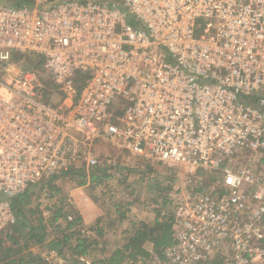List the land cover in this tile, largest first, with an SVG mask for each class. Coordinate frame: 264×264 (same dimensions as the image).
<instances>
[{"label":"built area","instance_id":"built-area-1","mask_svg":"<svg viewBox=\"0 0 264 264\" xmlns=\"http://www.w3.org/2000/svg\"><path fill=\"white\" fill-rule=\"evenodd\" d=\"M104 143L220 178L148 264H264V0H0V234Z\"/></svg>","mask_w":264,"mask_h":264},{"label":"rangeland","instance_id":"rangeland-1","mask_svg":"<svg viewBox=\"0 0 264 264\" xmlns=\"http://www.w3.org/2000/svg\"><path fill=\"white\" fill-rule=\"evenodd\" d=\"M35 63L29 58L24 64L34 66ZM99 149L101 164H106L111 174L108 181L100 185L91 181L81 185L72 175L61 173L45 177L30 188V197L24 202L27 205L28 221L35 225L42 217L48 228L42 243L28 241L27 231L24 229L15 233L14 237L20 246L28 248L27 252L20 255L24 256V260L29 259L31 253V256H39L38 261L41 262L103 264L99 260H107L117 244L126 242L127 228L134 223L153 222L159 212L173 216L176 203L182 196L210 190L220 180L207 171H199L195 176H190L183 168L150 165L141 158L130 156L106 143ZM108 162H115L116 165H107ZM77 169L84 170L88 178L89 168L83 165ZM52 180L54 188L49 186ZM97 205L102 210V215L98 217L100 222H97ZM55 207L64 208L68 219L69 216L73 218L76 212L82 215V224L77 227V230H82L81 235L85 232L97 238L98 233L92 231L94 229L105 233L101 237V243L98 244L97 241V245L89 250L86 257L72 255L68 245H53V242L62 240L64 235L62 230L54 228L48 222L51 209ZM116 209L125 216L114 214ZM67 217L66 220L60 219L57 224H62L64 228ZM75 240L76 236L72 238V242ZM8 246L19 248V245H14L11 241L7 242L6 247ZM6 258L5 254H0V264H4L8 260Z\"/></svg>","mask_w":264,"mask_h":264},{"label":"trees","instance_id":"trees-1","mask_svg":"<svg viewBox=\"0 0 264 264\" xmlns=\"http://www.w3.org/2000/svg\"><path fill=\"white\" fill-rule=\"evenodd\" d=\"M3 2L15 5L23 6L30 4L32 0H2ZM106 164L100 167L90 168L89 176L84 170L71 169L67 174L73 176L76 181L80 182L81 185H86L88 182L100 185L111 178L109 170L106 168ZM53 180L49 184L51 188L55 186L52 184ZM58 192V189H56ZM31 190L28 189L24 193L11 199L13 210L17 217V223L9 229L6 233L0 234V254H5L8 259L4 264H30L32 262H37L40 260L39 256H31L27 260H24V256H20L24 252L28 251L27 247L20 246L18 240L15 239L14 235L16 232H20L23 229L27 231L26 236H28V241L42 243L46 237V231L48 225L45 220L40 217L35 225L30 223L27 218V205L24 203L30 197ZM64 208L55 207L51 209V216L48 220L50 225L58 230H62L63 238L53 242L54 246H61L64 244L68 245L69 249L72 251V255H80L81 257H86L89 250L95 245H97V238L95 236L89 235L82 230H77V227L82 224V215L80 213H75L72 220H69ZM74 213V212H73ZM122 217L125 216L124 213ZM67 217L66 226L62 224H57L60 219H65ZM100 222V219L97 220ZM173 217L171 215L157 213L156 218L153 222H141L139 224H133L134 229L131 236L127 240V243L122 247L116 249L110 256L109 260L102 262L103 264H124L126 261L131 264H137L140 260H150L153 254L161 256L168 247L174 244L173 230H172ZM97 231L96 234L102 236L103 232L101 230ZM76 236V240L72 242V238ZM8 241H11L14 245H19V248H13L12 246L6 247ZM147 243L153 244V253H150L145 245ZM146 261V262H148ZM145 262V263H146Z\"/></svg>","mask_w":264,"mask_h":264},{"label":"crops","instance_id":"crops-1","mask_svg":"<svg viewBox=\"0 0 264 264\" xmlns=\"http://www.w3.org/2000/svg\"><path fill=\"white\" fill-rule=\"evenodd\" d=\"M115 213L114 214H117V215H119L121 212H119L117 209L114 211ZM102 215V210L100 209V207L97 205V220L98 219H100V218H98L99 216H101ZM146 221V220H145ZM133 226V225H132ZM131 226V227H132ZM131 227H129V228H127L126 230H127V232L128 233H126L127 235H128V237H127V239H126V242L125 243H123V244H121V245H119V244H117V246L112 250V252H111V254L116 250V249H118V248H122L126 243H127V240L129 239V237L131 236V234H132V231H133V229H131ZM116 231V230H115ZM103 232V231H102ZM104 233V232H103ZM105 234V233H104ZM101 237H103V235L102 236H100V235H98L97 236V241H98V244H100L101 243V241H102V239H101ZM145 247H146V249L150 252V253H153V244H151V243H147L146 245H145ZM110 254V255H111ZM109 260V258H107V260H99V263L101 262H106V261H108ZM146 261H148V260H146ZM145 260H140L137 264H145V262H146ZM124 264H131L130 262H128V261H126Z\"/></svg>","mask_w":264,"mask_h":264}]
</instances>
